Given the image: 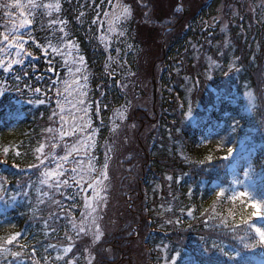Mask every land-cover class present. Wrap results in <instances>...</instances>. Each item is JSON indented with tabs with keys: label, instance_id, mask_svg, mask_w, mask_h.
<instances>
[{
	"label": "trees",
	"instance_id": "1",
	"mask_svg": "<svg viewBox=\"0 0 264 264\" xmlns=\"http://www.w3.org/2000/svg\"><path fill=\"white\" fill-rule=\"evenodd\" d=\"M99 1L59 5L66 37L86 59L91 122L99 157L106 155V197L91 213L100 238L72 227L82 214L89 226L90 213L71 181L59 189L41 183L77 138H60L48 66L58 65L29 49L33 57L0 69V246L8 249L0 264H234L213 244L262 264L263 247L244 249L241 238L251 243L255 227L264 228V213L259 221L248 205L253 198L264 204V8L253 18L247 0H122L132 16L108 61L93 25ZM7 5L0 0V33ZM38 25L33 34L44 40ZM246 92L257 98L252 110ZM120 108L124 121L113 129ZM242 156L252 169L243 177L248 195L232 199L227 168ZM221 188L226 195L217 197Z\"/></svg>",
	"mask_w": 264,
	"mask_h": 264
},
{
	"label": "rangeland",
	"instance_id": "2",
	"mask_svg": "<svg viewBox=\"0 0 264 264\" xmlns=\"http://www.w3.org/2000/svg\"><path fill=\"white\" fill-rule=\"evenodd\" d=\"M86 1L89 0H82V4ZM90 1L94 3V0ZM8 2V6L6 7L7 14H5V16L8 18L9 22L5 24L3 33H7V31L12 28L13 24L17 27L19 26V21L23 18L20 15L22 11L26 15L31 12L32 14L28 18L31 19L32 22H38L40 32L44 33V40L39 37L42 44H38L30 32L31 25L27 26L19 30L23 39L27 41L25 47L32 40V44L41 49V54L44 58L48 59L49 57V59H52L58 65L54 68L55 72H51V75L54 78V86H57L54 91L59 93V97H57V110L60 115L59 134L61 133V130L70 133L75 125V135L69 134L63 138H61L60 135V138H77L73 145H76L79 148V151L73 152L72 155L69 156L67 162L58 159L56 164L60 163L62 165V170L65 172V175L54 178H69L68 181L73 183L72 178L75 176V180L78 181V183H73V185L79 187V192L82 193V197L84 198V208L91 214L93 209H97V203H100L106 197L104 195V183L107 178H104V175L106 174V168L104 167L105 164L99 160V153H97L98 147L96 142L99 132L94 128L93 122H91L92 102L90 100L91 90L89 89L91 80L85 59H80L82 56L76 43L69 41L66 37L67 34L65 32V27L63 26V23H61L63 20H61L59 0H33L36 5H40V7L34 9L29 5L28 0H19V3L23 6L21 8L15 6L16 0H8ZM92 2H89V7H92ZM43 5H52L53 7L45 8ZM56 5H59L58 9L55 7ZM263 5L264 0L246 1V8L252 15H254L253 17H255V15L258 17L256 12L258 10H263ZM233 8L234 15L238 16L237 9L235 6H233ZM125 9H127L126 16L124 15ZM94 10L95 15L93 25L96 31L98 44L102 47L105 53L110 55L114 49H117L118 42H124L125 26L132 16L130 8L125 5L122 0H100ZM221 17L222 9L220 8L218 18ZM53 21H55V23H52ZM61 29H63V31H61ZM9 39H11V37H9ZM49 45H51V47ZM53 47H57L59 51L53 52ZM126 49H132V51H134L136 46L129 44ZM14 53L15 50L13 49L10 57L7 53L0 54V57L4 58L6 61L9 59H15L16 57ZM23 56L25 55H22L20 58L22 59ZM56 58L59 59V61H57ZM18 65L21 64H15L12 68ZM50 65L53 64L50 63ZM50 65H48L50 67L49 70H52L54 66ZM0 69H3V67H0ZM5 89L6 86L3 87L1 91H4ZM124 117L125 109L120 108V110L118 109V111H115L112 114L110 121L112 128L114 129L118 127L119 124L124 121ZM73 145L66 150V153L71 150ZM66 153L64 155H66ZM103 158L106 159V155L101 156V160ZM77 161H79V164ZM247 164V158L241 157L230 166V180L232 182L234 179L242 181V176H244V173L249 170ZM69 167L77 168V173L73 174L70 170V175L68 176L67 172ZM52 170L56 171L57 169L54 167ZM81 172H83V178H81ZM97 179L100 180L99 185L95 184ZM90 183L93 187H89ZM243 188H245L244 183H242L241 188L238 184H234L235 191L233 192L232 197H241L239 196V193L244 191ZM253 202H256V200H252L250 205ZM87 205H91L92 207L89 208Z\"/></svg>",
	"mask_w": 264,
	"mask_h": 264
},
{
	"label": "snow or ice",
	"instance_id": "3",
	"mask_svg": "<svg viewBox=\"0 0 264 264\" xmlns=\"http://www.w3.org/2000/svg\"><path fill=\"white\" fill-rule=\"evenodd\" d=\"M29 5L31 6V8H37L40 7V5H36L33 0H28ZM16 7L21 8L23 7L20 3L19 0H16ZM43 7L45 8H52V5H43ZM57 9L59 8V5L55 6ZM32 13L29 12L27 15L22 11L20 13V15L23 17L20 21H19V26L17 27L15 24H13L12 28L7 31V33H0V36H2V39H0V54H4L7 53L9 55V57L12 55V50H15V59H9V60H5L4 58L0 57V67H3L4 71H9L13 65L15 64H22L23 60L20 58L22 55H27V56H31L32 53L30 52H26L25 51V44L27 43L26 40L23 39V36L20 34V29L25 28L27 26H30L32 21L31 19H29L28 17L31 15ZM124 15H127V9H125ZM52 23H55V21H53ZM63 23V22H61ZM61 31H63V29H61ZM9 37H11V39H9ZM51 47V45H49ZM53 52H58L59 49L57 47H53L52 48ZM81 60H83V57H80ZM36 91L38 92L39 89H36ZM59 94V93H58ZM245 98L247 101V104L249 106V110H252L256 107V101L257 98L256 96H254L251 92H246L245 93ZM188 115H191V109H189L188 111ZM49 132H52V129H48ZM75 135L76 131H75V125L73 126V128L71 129L70 133L69 132H64L63 130H61V138H63L66 135ZM53 140H55V137H53ZM57 143L53 142L51 144V147L53 149H55L57 147ZM67 147V146H66ZM38 151H43V146L41 147V149H38ZM75 151H79V148L76 145H73L71 150H69L66 155H64L63 157H59L60 160L67 162L69 156L72 155L73 152ZM233 149L229 148L228 149V153L229 155L232 154ZM41 163L43 164V160H41ZM77 163L79 164V161H77ZM105 168L107 167V165L104 166ZM56 171H53L51 169L46 170L43 173V178L41 180V183L43 184H48L49 187L52 188H56L59 189L61 184L64 185H68L69 181L67 179L60 181V180H56L54 183H50V178L52 177H59L62 175H65V172L62 170V165L60 163L56 164ZM78 169L77 168H72L71 172L73 174L77 173ZM251 166H249V170L246 171L244 173V176L246 179L250 178L251 176ZM81 178H83V172L80 173ZM104 178L106 179V174L104 175ZM73 183L76 184L78 183V181L75 180V176H73ZM169 179H171V177H169ZM234 184H241L243 183L241 180L239 179H234L233 180ZM96 185L100 184V180L97 179L95 181ZM89 187H93V185L90 183ZM226 195V190L221 188L218 191H216V196L217 197H224ZM248 193L246 191H242L239 193V196L244 197L247 196ZM254 199V198H253ZM53 203L57 204L59 206V201H53ZM253 209H256V211L253 213V215H257L258 213H264V204L261 203H257V202H253L250 205ZM87 207L91 208V205H87ZM96 207H99V203H97ZM63 210V209H61ZM93 212H95V209H93ZM191 214V213H189ZM55 215V214H53ZM88 220H89V226H85L84 225V214H82V220H81V224L80 226H77L74 222L70 221V223H72V227L75 228L77 230V234H87V232L89 231H93L94 232V239H99L100 238V234H101V229L99 224L97 223L96 220V216L90 214L88 216ZM246 223V221H245ZM54 230V229H53ZM256 236L258 237V239H254L251 243H246L244 242V238H241V242L243 244V248L244 249H254L257 246H261L264 247V228L261 227H255L254 229ZM19 235V234H17ZM16 237H12L10 239H8L7 243L11 244L13 242V240ZM68 239H71V237H69ZM54 247V246H53ZM213 249H218V251L220 252L221 255H223L224 257H227L228 260L233 261L234 264H248V260L247 258L242 254V251L240 249H234L233 251H226L223 247H219L216 244L212 245ZM212 249L209 248H205L203 250V252H211ZM3 251H8V249L3 248L2 246H0V252ZM63 251L65 253L70 252L71 251V247H66L63 249ZM35 252V249H33V254ZM13 256H19L20 253L19 252H14V253H10ZM202 254V253H201ZM177 256H179V253H176ZM57 259H60V257H57ZM191 264H196L195 261H192ZM215 264H222V262L216 261Z\"/></svg>",
	"mask_w": 264,
	"mask_h": 264
}]
</instances>
